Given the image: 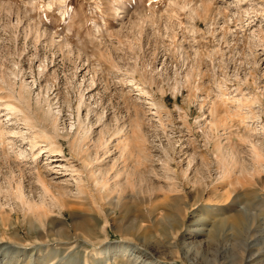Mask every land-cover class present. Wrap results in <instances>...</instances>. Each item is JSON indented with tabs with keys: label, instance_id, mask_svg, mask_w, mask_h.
<instances>
[{
	"label": "rangeland",
	"instance_id": "1",
	"mask_svg": "<svg viewBox=\"0 0 264 264\" xmlns=\"http://www.w3.org/2000/svg\"><path fill=\"white\" fill-rule=\"evenodd\" d=\"M219 207L226 229L191 225ZM106 243L127 249L107 264H264V0H0V264Z\"/></svg>",
	"mask_w": 264,
	"mask_h": 264
},
{
	"label": "bare ground",
	"instance_id": "2",
	"mask_svg": "<svg viewBox=\"0 0 264 264\" xmlns=\"http://www.w3.org/2000/svg\"><path fill=\"white\" fill-rule=\"evenodd\" d=\"M138 89V88H137ZM138 92L141 94V95H144V97L147 96V98L149 99L150 97H148L147 93L144 92L142 89H138ZM151 100V99H150ZM153 104V102H151ZM155 104V103H154ZM25 121L26 123L29 122L28 121V118L25 116ZM54 130H57L56 128ZM31 131V130H30ZM58 132V131H57ZM59 156V155H57ZM61 157V156H59ZM46 161L48 162V164H51V163H54V162H57L54 157H49L46 159ZM64 161V160H63ZM96 165V164H95ZM60 167V166H58ZM98 171V170H97ZM88 173L90 174V172L88 171ZM95 173V172H94ZM92 174V173H91ZM90 174V176H91ZM92 178V177H91ZM80 181V180H79ZM78 181V182H79ZM105 182V181H104ZM78 187V186H77ZM102 189H105V185L101 186ZM80 189L77 188V193L74 195V200L75 201H78L79 203H85L86 200H84L85 198L81 197L80 196ZM85 197V196H84ZM90 197V201L93 202V204H97L98 200L96 197H94V195H89ZM87 198V197H86ZM99 199L102 200L103 199V196L102 195H99ZM101 202V201H100ZM95 207V206H94ZM211 208V207H210ZM225 207H219V208H216L215 211H219L220 213H214L213 211H208V212H202V213H199V214H193L192 217H191V225L194 226V227H208V230L209 232L214 235V234H217L218 232H220L222 229H224L227 225H226V222H225V215L222 211H224ZM120 211V210H119ZM81 216V215H80ZM214 216V217H213ZM234 220H233V223L231 224V227L235 229V231H239L243 224H244V218L242 217V215L239 213V212H236L234 215ZM232 218V217H231ZM86 220H89V219H86ZM86 220H80V222L77 224H73V227L76 229V230H79L80 233H76V236H79V237H82L84 239H87L90 241V236L92 234V229L91 226L90 228L86 227L85 226V223L88 222ZM228 220V219H226ZM60 225L63 227L64 230H66V225L65 223L61 222ZM230 225V224H229ZM196 229V228H195ZM226 229V228H225ZM193 231V230H192ZM191 231V232H192ZM76 232V231H75ZM208 233V232H207ZM64 235V234H63ZM209 235V234H207ZM57 236V235H56ZM62 236V235H61ZM65 238H67V236H63ZM69 237V236H68ZM71 237V235H70ZM73 238V237H72ZM75 238V237H74ZM59 239V238H58ZM70 239V238H69ZM80 240V239H79ZM83 240V239H82ZM86 240V241H87ZM60 241V240H59ZM97 241V240H96ZM95 242V241H94ZM91 243V242H90ZM7 246V245H6ZM119 247V246H118ZM112 248V247H111ZM121 250H111L110 249V244L109 243H106L105 246H104V249L107 250L105 253L101 252V253H94L95 256H98L99 257H95V258H92L93 259V263L94 264H97V263H103V264H107L108 260H110V258L112 256H115L118 252H127V249L124 248V247H120ZM119 248V249H120ZM5 249V248H4ZM102 254H105L104 256H102ZM102 256V257H100ZM92 263V264H93Z\"/></svg>",
	"mask_w": 264,
	"mask_h": 264
}]
</instances>
